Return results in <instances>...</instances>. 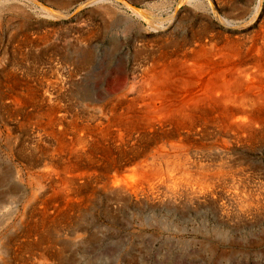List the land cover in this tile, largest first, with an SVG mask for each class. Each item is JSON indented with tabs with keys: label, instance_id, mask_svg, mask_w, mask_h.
Returning a JSON list of instances; mask_svg holds the SVG:
<instances>
[{
	"label": "bare ground",
	"instance_id": "1",
	"mask_svg": "<svg viewBox=\"0 0 264 264\" xmlns=\"http://www.w3.org/2000/svg\"><path fill=\"white\" fill-rule=\"evenodd\" d=\"M31 1L48 18L61 20L67 16L59 11L52 10L51 8L53 7L50 9L44 7L39 0ZM46 1L57 9L63 8V3H60L62 1ZM107 1L109 0L87 1L80 5L79 9L94 5L98 6ZM119 1L131 14L130 18L127 19L125 17L126 22L131 26L130 28L137 30L140 35L137 37L133 36L135 39L133 41L132 58L135 67L132 70L130 86L126 84L114 92L107 91L102 83L94 90L92 86L90 87L91 92L93 91L96 97H92V93L88 94L89 96L85 99L87 104H84L80 111L73 110L70 105H67L65 100V94L74 86L72 79H69L71 75H68L71 69L69 73L66 70L62 71L59 76V60L64 58L65 55L63 53L60 55L57 44L55 45L54 42H51L47 49L50 78L47 84L48 87L46 86L48 88V91L46 90L47 94L43 93L46 97L40 99L42 97L40 96L38 98L34 95L36 94L33 93L34 91L31 92L33 89H28L27 91L28 93L30 92L29 98L23 97V91L20 94H12L14 95L13 98L8 96L12 99L11 104L14 111L22 110L26 105L33 103L32 107L35 108L33 110H36H32L35 112L34 118L38 121H43V127L39 130L42 133L38 136L45 142L43 144L46 149L51 150H48L51 153V155H47L50 156L48 161L38 164V166L43 164L40 177L34 179L35 177L29 176V184H31L32 188L40 187L45 192L41 195L43 200L42 209L39 208V211L36 209L38 212L35 211L36 213L32 214L35 218L34 225L30 229L28 227L29 231L25 232L27 240L37 235L39 227L49 223L55 224L54 222H57V220L54 221L56 217L62 219L63 213L65 215L69 209L71 210L73 206L75 207V204L81 203V199L79 201L80 186L83 183L82 181L90 177L88 172L99 167V165L97 166L99 161H95V159H98L96 157L97 154L103 157V161H105L104 158L114 161V155L116 158L118 157L117 160L124 159L121 161L125 165L122 163L123 166H121L120 171L123 174L125 173V177L122 176L124 177L122 180L117 179L116 176L111 177L103 185V191L110 192L111 197L115 198L116 201L117 198H122L120 200L125 199L128 202L143 203V205L146 203L172 206L178 205L180 202L201 203L202 201H208L210 190L221 188V186L223 188L229 183L224 181V179H227L222 172L228 168V164L224 166L225 161L215 165L212 163L208 164L209 162L203 163L202 158L205 153H209L212 150L215 153L217 152L216 154L219 158L228 159L230 158V151L234 148L264 143V0H256L253 12L247 13L248 15L242 11H237L236 7H234L235 3L225 4L228 12L222 13L219 0H172L169 2L170 4H166V1V3L161 4L154 2L153 4L150 3L149 8L141 10L133 7L132 4L134 3L126 0ZM224 3L227 2L224 1ZM187 6L189 8L193 7L195 11H204L207 16L211 14L214 20L224 28L225 32H228V35L220 33L209 34L207 27H205L194 33L189 40L187 38L180 41L172 39L179 26L180 11ZM100 9H104L103 13L110 19L109 22L115 23L110 11H107L103 6ZM254 27L257 30H254L250 35L247 33L248 36L240 37L239 35L234 37L235 35H233L236 31L249 30ZM76 34L75 40L84 51L76 54L77 58L73 66L77 69L80 66L82 69V67L89 64V47L96 50V47H92V43L96 40L97 34L94 35L92 32L85 33L80 30ZM142 34L144 36L149 34L156 35L160 46L153 49L154 47L151 48L148 43L146 45L142 44L139 39L143 36ZM53 36L49 35V37H46V41L43 43L50 42ZM40 38L38 40L42 41ZM148 40H150L149 37ZM24 41L26 42V38ZM138 43L141 44L138 45ZM112 45L114 46V44ZM56 56L59 59H56ZM37 59L40 60L41 55H38ZM90 66L88 65V67ZM107 68L109 67L105 66L99 70V77ZM125 69L123 68L122 71H125ZM37 104L43 105L45 108L39 109L40 106L37 107ZM6 108L8 109L9 107ZM28 114L30 115V113ZM37 133L39 134V132ZM41 139L39 140L40 142ZM36 145H38L37 142ZM40 145L39 147H41ZM112 148H114L116 153L114 155ZM252 148L254 147L252 146ZM196 156H201V161L195 159ZM139 158L143 159L139 160ZM105 162L102 165L106 164ZM109 162L107 161V164ZM114 162L112 163L114 164ZM131 164L133 167L130 169L129 165ZM127 165L129 169L126 168ZM231 166L233 167V164ZM211 167H215L216 171L213 172L214 170L212 171L213 168L211 169ZM22 174L25 176L24 173ZM229 178H231L232 182L235 179ZM235 180L238 179L236 178ZM43 181L45 182L44 187H42ZM212 185H214V189H212ZM32 188L31 190L33 191ZM161 190L165 192H161ZM82 197H84V194ZM92 198L95 199V197ZM27 202L32 205L30 200H27ZM227 204L223 203V205ZM1 206L2 204L0 203ZM222 208H220L221 211ZM51 216L54 217L52 218ZM19 223L27 226V222H23L22 218ZM22 230L23 228L19 232L21 233ZM26 246L31 249L33 244L31 246L29 242ZM1 256L4 264H10L6 252L5 254L2 253ZM62 257L63 248H59L58 257L56 258L57 264H63ZM53 260L55 259L42 254L32 257L31 260H24L23 264H49Z\"/></svg>",
	"mask_w": 264,
	"mask_h": 264
},
{
	"label": "rangeland",
	"instance_id": "2",
	"mask_svg": "<svg viewBox=\"0 0 264 264\" xmlns=\"http://www.w3.org/2000/svg\"><path fill=\"white\" fill-rule=\"evenodd\" d=\"M87 1L59 0L60 3H63L64 9H57L46 0H39L40 4L44 7L49 9L53 7L51 8L52 10L59 11L65 16L67 15L64 19L54 20L41 13L31 0H0V203L2 204L0 207V255L6 252L10 264H23L24 260H31L32 257L43 254L46 257L55 259L49 264H57L58 249L63 248V257L61 259L63 264H264V152H262L264 151V148H262L264 143L234 148L230 151V158L228 159L224 157L223 159L219 158L216 154L217 152L215 153L212 150V152L205 153L202 158L203 163L209 162L208 164L212 163L215 165L225 161L224 166L226 164L229 165H227V170L224 169L222 171L224 177L227 179H224L226 183H230L231 178L229 177L237 178L238 180L233 179L235 182L231 181L230 186L228 183V186L226 185L227 187L223 188L221 186V188L214 189V185H212V189L214 190H210L212 194L208 192L209 199L205 202L202 201L203 203L180 202L178 205H169L170 207L166 204L162 206L154 204V206L145 203L143 205V203L128 202L125 199L120 200L122 198H117L116 201L115 198L111 197L110 192L103 191V185L111 177L116 176L119 180L125 177V173L123 174L120 171L121 166L125 165L121 161L124 159L117 160L118 157L116 158L114 155L116 154L114 148H112V152L115 162L104 158L105 162L103 161V157L97 154L96 157L98 159H95V161H99L97 164L99 167L88 172L90 177L82 181L84 184L82 183L80 186L79 201L81 199V203L75 204V207L73 206L71 210L69 209L66 212L67 215L63 213L62 219L56 217L54 219V221L57 220V222H54L55 224L49 223L45 224L44 228L39 227V231L34 238L26 239V233L29 231L27 228L29 227L30 229L34 225V212L39 211V208L42 209L43 200L41 199V195L45 192L40 187L33 189L31 184H29V176L35 177L34 179L40 177L43 164L41 166H38V164L48 161L50 156L47 155H51L49 153L51 150L46 149V146H44L45 142L39 138L42 133L39 130L43 127V121H38L34 118L35 112L33 111L36 110H33V103L26 105L22 110L14 111L11 104L12 99L9 97L13 98L14 95L12 94H20L23 91V97L29 98L30 92H27L28 89H33L31 92L34 91L33 93H36L34 95L38 98L42 96L40 99L46 97L44 94H47V84L50 78L47 49L51 42H54L55 45L57 44L60 55L61 53L65 55L64 58H60L59 60V76L62 74V71L66 70L68 73L71 71L68 75H71L69 79H72L74 86L65 94V100L67 105H70V108L73 110L80 111L81 107L87 104L85 99L91 93L92 97H96L94 92H91L90 87L92 86L94 90L102 83L107 91L114 92L126 84L127 86L131 85L132 70L135 67L132 58L133 41L135 37L140 35L137 30L130 28L131 26L126 22L125 17L127 19L130 18V12L119 0H109L110 2L107 1L101 3V5L85 7L80 10V5ZM126 1L134 3L132 4L133 7L141 10L149 8L150 3L161 4L167 2L166 4H170L169 2L172 0ZM219 1L223 3V5L220 3L222 13L228 12L226 10L227 5L225 4L229 3H235L234 7H236V10L246 14H249L251 11L253 12L256 5V0ZM224 1L227 3H224ZM250 3L251 5H249ZM113 4L114 6H112ZM101 6L111 12V17H114L113 21L115 23L109 22L110 19L103 13L104 9H100ZM193 10V7L189 8L188 6L182 8L179 15V26L176 31L178 35H173L172 39L180 41L187 38L189 40L194 33L205 27H207L209 34L215 35V33H220L228 35V32H225L224 28L214 20L211 14L207 16L204 11L194 10L193 12ZM223 10L226 11L224 12ZM78 29L85 33L92 32L94 35L97 34L96 40L92 43V47H96V50L90 47L88 49L90 57L88 65L91 66L88 67L86 65L82 69L80 66L78 69L73 66L77 58L76 54L84 51L75 40L76 33L79 32ZM254 30H257V28L236 31L233 35H235L234 37L239 35L240 37H245L248 34L250 35ZM49 35H54L53 39L50 42L43 43ZM142 35L139 38L142 44L146 45L148 43V45H151V48L154 47L153 49L160 46L156 35ZM39 37H41L42 41L38 40ZM112 37H116L118 40ZM148 37L150 40H148ZM25 38L26 42L24 41ZM141 43H138V45ZM38 55H41L40 60L37 59ZM55 58L59 59L57 56ZM110 61L112 64H109ZM105 66L109 68L99 77V70ZM123 68H126L125 71H122ZM6 107L9 108L7 109ZM37 107L39 109L45 108L40 104H37ZM10 109L12 110L9 111ZM36 139L38 141L41 139V142L39 141L41 145ZM36 142L38 145H36ZM32 145L33 147H31ZM111 147L113 146L111 145ZM200 157L196 156L195 159L201 161ZM142 159L139 158V160ZM26 160L27 162H25ZM230 160L233 161L231 162ZM107 161H110V164H107ZM104 162L106 164L102 165ZM132 164L129 165L130 169L134 165ZM232 164L233 167L231 166ZM230 167L231 169L229 170ZM126 168L129 169L128 165ZM211 169L212 171L214 170L213 172L216 171L215 167H211ZM44 183L43 181L42 187L45 186ZM233 189L237 191L235 192ZM161 192L165 191L161 190ZM83 194L84 197H82ZM92 197H95V199ZM108 197L112 201L107 199ZM210 198L212 199L210 200ZM27 200H30L32 205ZM119 202L122 204L120 205ZM223 203L228 204L223 205ZM220 208H222V211ZM51 217L53 218L54 216ZM21 218L23 222H27V226L26 224L22 225L19 223ZM22 228L23 233H20L19 231ZM45 241L46 243H44ZM29 242L31 246L33 244L31 249L26 246ZM21 246L24 247L22 248ZM0 264H4L2 256L0 257Z\"/></svg>",
	"mask_w": 264,
	"mask_h": 264
}]
</instances>
